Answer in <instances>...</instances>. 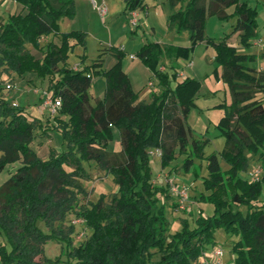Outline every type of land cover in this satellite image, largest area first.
<instances>
[{"label": "trees", "instance_id": "trees-1", "mask_svg": "<svg viewBox=\"0 0 264 264\" xmlns=\"http://www.w3.org/2000/svg\"><path fill=\"white\" fill-rule=\"evenodd\" d=\"M12 1L21 10L0 22V70L50 78V98L60 103L53 130L60 134L65 148L59 153L51 150L45 160L38 158L30 144L40 128L39 119L29 120L24 108L0 96V173L6 166L20 163L0 186V234L9 247L0 246L1 263L200 264L208 247L214 245V232L222 229L236 237L231 264H264V173L253 181L241 176L248 168L247 155L257 156L264 168V105L250 91V87L264 86V72L256 73L248 66L255 55L238 51L252 46L256 7L249 0H188L183 5V0H168V29L187 32L190 46L148 42L137 50L134 56L156 78L159 88L144 102L138 101V93L122 69L126 55L122 49L106 51L115 59L108 69L102 66L103 53L81 69L67 66L74 46L85 49L86 44V33L59 29L60 19L74 18V0ZM124 5L127 16L144 9L143 0H124ZM228 8H232L229 15ZM208 16L234 17L231 33L218 42L205 38ZM236 33L239 47L228 45L230 35ZM41 37L46 38L45 45H41ZM200 42L213 47L214 62L221 69L219 76L218 68L214 73L231 95L218 124L224 147L219 157L211 154L205 158L202 186L208 196L202 194L199 199L212 205V215L190 213V221L181 219L179 230L169 233L159 195L165 201L170 196L167 187L152 184L149 151H161V168L174 160L175 150L185 155L184 172L194 166L193 157L201 155L206 141L192 139L186 124L200 84L191 77L177 81L176 64L188 59ZM28 46L41 57H35ZM80 58L83 63L85 55ZM97 76L105 79V89L92 106L89 88ZM113 127L119 130V153L107 149ZM41 131L47 135L46 129ZM219 159L228 166L226 170L221 169ZM84 162H94L112 175L117 192L109 202L101 195L75 211L78 195L85 194L79 181L87 177ZM69 213L90 231L77 247L72 245L74 226H60ZM49 240L64 245L65 261L43 256Z\"/></svg>", "mask_w": 264, "mask_h": 264}, {"label": "rangeland", "instance_id": "rangeland-1", "mask_svg": "<svg viewBox=\"0 0 264 264\" xmlns=\"http://www.w3.org/2000/svg\"><path fill=\"white\" fill-rule=\"evenodd\" d=\"M75 1L77 5L74 20L60 19L58 22L60 31H82L86 33V44L85 49L81 46H74L72 52L68 54L67 66L74 70L81 69L83 65H90L100 53H103L102 66L104 69H108L114 64L115 59L106 51L110 47L122 49L126 54L122 61V69L127 73L135 90H140L138 100L148 102L150 94L157 93L159 88L156 78H150L151 73L134 56L137 50L148 42H155L161 46H190L187 32L177 33L168 29L167 18L171 14L169 1L143 0L144 9L136 10L139 19H137L136 14L127 16L123 13L124 0H86L87 4L84 2L85 0ZM93 1L96 2V5H103L106 8L107 16L100 17V14L94 8ZM187 1L183 0L182 5ZM249 2L251 6L256 7L258 12L256 36L250 48L239 50L256 56L255 61L248 63V66L259 73L264 72V0H249ZM14 5L15 3L13 4L11 1L0 0V22L8 14L17 13ZM231 12L232 8L226 9V14L229 15ZM134 18L136 24L132 25L130 20ZM235 21L234 17L219 19L217 16H208L204 29L205 38L218 42L226 34L231 33ZM40 40L41 45H45L46 38L41 37ZM227 44L239 47L237 35H230ZM28 49L35 57H41L40 52L30 46H28ZM82 55H85L83 63H81L80 58ZM166 62L163 60L164 64ZM176 64L178 66L177 81H181L185 77H191L200 84L194 99V105L186 117V124L191 130L192 139L206 141V143L202 148L201 155L193 157L194 166L188 172H184L181 166L185 155L178 154L176 150L174 160L164 168L160 166L159 155L153 150L149 151L152 184L157 187H167L170 196V200L165 201L159 195V201L164 206L169 223V233L179 230L181 219L187 218L190 221V213L195 216L200 212L202 216L212 215V205L199 199L202 194L208 196V192L202 186V179L206 175L205 158L211 154H216L219 157V153L224 147V137L221 136L218 124L226 107L231 102L227 85L220 78H217L214 73V70L218 68L217 73L219 76L221 69L214 62V50L211 45H207L205 42L198 43L188 59H179ZM49 82L50 78L41 79L33 73L19 76L12 72L0 70V96L11 105L24 108L29 120L32 117L40 121V128H36L35 138L30 144V148L34 150L38 158L43 160L48 158L51 150L59 153L65 148L61 145L60 134L53 130L55 127L54 118L58 114L52 111L53 101L48 92ZM146 83L148 85H145ZM104 89L105 79L102 76L92 79L89 88L90 105L94 106L96 101L103 97ZM250 91L253 99L264 105V86L260 88L250 87ZM42 129H46L47 135L41 133ZM190 148L191 143H189ZM107 149L112 153L121 151L119 130L116 127L112 128V139L108 143ZM247 157L248 168L246 172L241 173L242 177L250 178L251 174L259 177L261 174H256L255 171L264 173V168H262L260 161L256 159L257 156L247 155ZM219 164L222 170L228 168L220 159ZM19 165L20 163H13L6 166L4 171L0 173V186L8 180L10 174ZM83 166L87 177L79 181L85 194L78 195V205L75 211L78 210V206H88L90 203L96 202L101 195H103L106 202H109L117 192L112 175L101 170L94 162H84ZM199 167L201 168L200 171H198ZM194 169L198 172L197 177ZM179 187L185 188L187 193V199L182 209L179 205L180 197L175 192ZM69 225L74 226V233L71 238L72 245L77 247L89 237L90 231L81 220L76 218L74 213H69L60 226L66 229ZM38 226L44 233H48L44 224L38 223ZM235 240V236L227 235L222 229H217L214 232V245L208 247L206 253L220 249L223 253V264H231L233 260L231 249ZM2 244L9 248L4 237L0 234V246ZM43 256L51 260L65 261V247L61 243L49 240L43 246ZM0 264H2L1 261Z\"/></svg>", "mask_w": 264, "mask_h": 264}, {"label": "built area", "instance_id": "built-area-1", "mask_svg": "<svg viewBox=\"0 0 264 264\" xmlns=\"http://www.w3.org/2000/svg\"><path fill=\"white\" fill-rule=\"evenodd\" d=\"M93 5H94V8H96L97 12L100 14V16L104 17L106 15L107 11L103 5L98 6V5H96V2H94V1H93ZM132 15H134V14H132ZM130 22L132 25H135L136 24L135 18L130 20ZM52 103H53V110L52 111L55 113V112H57V110L60 106V103H59L58 99L53 101ZM153 151L155 153H157L159 156L161 155V151L159 149H154ZM255 173L260 174L259 171H255ZM256 179H257V177L251 174L250 180L253 181ZM175 192L177 193L178 197H180L179 205H180V208L182 209L183 204H185V201L187 199L186 189L179 187L176 189ZM222 256H223V253L220 249L212 250L209 253L203 254L201 261H200V264H223Z\"/></svg>", "mask_w": 264, "mask_h": 264}, {"label": "crops", "instance_id": "crops-1", "mask_svg": "<svg viewBox=\"0 0 264 264\" xmlns=\"http://www.w3.org/2000/svg\"><path fill=\"white\" fill-rule=\"evenodd\" d=\"M8 1H11L13 4H14V2L12 1V0H8ZM85 3H86V0L84 1ZM87 4V3H86ZM89 4V3H88ZM76 1L74 0V6H75V10H76ZM89 5H91V4H89ZM15 6V10H16V12H19L20 10H21V6L20 5H17V4H15L14 5ZM76 12V11H75ZM106 14H107V12H106ZM131 14H136V16H137V19H139L138 17H139V15L136 13V11H134L133 13H131ZM105 16H107V15H105ZM100 17H102V16H100ZM103 18V17H102ZM74 20V19H73ZM59 29H60V27H59ZM235 35H237V33L235 34ZM124 51V50H123ZM239 52L241 51V50H238ZM132 57V56H131ZM127 74V73H126ZM150 78H152V76L150 77ZM129 80H130V78H129ZM148 83H149V81H148ZM148 83H146L145 85H148ZM130 84H131V87H132V89H133V91L134 92H136V93H140V90H135V88L133 87V85H132V82H131V80H130ZM150 96H151V94H150ZM139 101V100H138ZM141 101H144V100H141ZM144 102H146V101H144Z\"/></svg>", "mask_w": 264, "mask_h": 264}]
</instances>
